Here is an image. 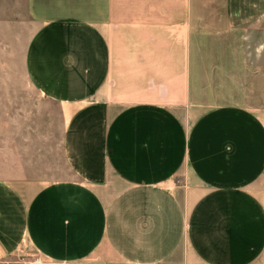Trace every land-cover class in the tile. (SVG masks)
<instances>
[{"label": "crops", "instance_id": "crops-1", "mask_svg": "<svg viewBox=\"0 0 264 264\" xmlns=\"http://www.w3.org/2000/svg\"><path fill=\"white\" fill-rule=\"evenodd\" d=\"M197 2L25 0L21 70L0 73V264H264V62L234 11L198 78Z\"/></svg>", "mask_w": 264, "mask_h": 264}, {"label": "rangeland", "instance_id": "rangeland-1", "mask_svg": "<svg viewBox=\"0 0 264 264\" xmlns=\"http://www.w3.org/2000/svg\"><path fill=\"white\" fill-rule=\"evenodd\" d=\"M198 23L200 28L211 33L204 39V57L197 65L198 78H203L211 72L216 79V35L218 29L232 25V15L237 11L238 20L245 30V41L249 46L242 48L255 62H264V18L256 24L248 20L251 0H197ZM260 5V1H256ZM258 7V6H256ZM263 8V5L260 6ZM25 0H0V73L9 71L12 67L20 71L19 55L22 53L24 38L28 34L22 22L25 20ZM259 20V18H257ZM231 41L233 38L230 39ZM199 43V47H200ZM243 55L246 54L242 51ZM204 66V67H203ZM214 69V71H212ZM206 78V76H205ZM206 81V79H205ZM4 81L2 80L1 83ZM204 82V80L200 81ZM201 89V87H200Z\"/></svg>", "mask_w": 264, "mask_h": 264}, {"label": "built area", "instance_id": "built-area-1", "mask_svg": "<svg viewBox=\"0 0 264 264\" xmlns=\"http://www.w3.org/2000/svg\"><path fill=\"white\" fill-rule=\"evenodd\" d=\"M32 262L31 261H23L22 264H31Z\"/></svg>", "mask_w": 264, "mask_h": 264}]
</instances>
